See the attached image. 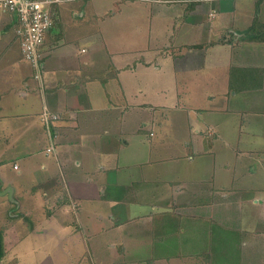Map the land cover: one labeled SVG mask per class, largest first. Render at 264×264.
I'll list each match as a JSON object with an SVG mask.
<instances>
[{"label":"rangeland","instance_id":"obj_1","mask_svg":"<svg viewBox=\"0 0 264 264\" xmlns=\"http://www.w3.org/2000/svg\"><path fill=\"white\" fill-rule=\"evenodd\" d=\"M156 2L70 3L75 9L66 7L55 27L60 37L51 38L42 86L17 42V64L0 67V175L17 187L19 212L35 209L27 220L12 217L13 199L0 195V264H243L244 250L249 264H264V0H205L195 13L187 2ZM83 8L85 16L76 18ZM82 71L92 81V107L106 99L104 145L90 138L78 148L85 154L46 155L44 125L27 129L20 114L52 102L48 74L66 79ZM87 83L79 82L80 90ZM24 90L40 94L36 108ZM7 127L16 130L15 147L7 145ZM68 167L81 178L68 181ZM125 188L134 192L125 199L127 214L117 195ZM54 192L97 205L104 216L94 229L101 231L83 226L93 220L88 210L73 211L75 222L64 206L50 207ZM197 196L204 205L191 212L203 217L177 211ZM43 204L66 224L47 221ZM151 221L157 226L149 230ZM43 228L53 233L34 234Z\"/></svg>","mask_w":264,"mask_h":264},{"label":"crops","instance_id":"obj_2","mask_svg":"<svg viewBox=\"0 0 264 264\" xmlns=\"http://www.w3.org/2000/svg\"><path fill=\"white\" fill-rule=\"evenodd\" d=\"M77 1H79V0H65L62 3L53 5L51 8L52 16H53V25L50 28L49 32L46 33L45 41L41 47L43 71L45 70V68H48L50 66V65H47V62H46L50 56H46V54H47V51L49 50V48L51 47V45H50L51 40L55 36L57 38L60 37V33L56 32L55 27H56L57 23H59L60 20L63 19V16L66 13L65 8L71 7L73 9H75V6H73V5ZM146 1L154 2L157 0H146ZM164 1H168V2H164ZM164 1H162V3L156 2V4H170L169 3L170 0H164ZM202 1H205V0H174V2H171V3H186V2L190 3L191 4V9H190L191 12L195 13L196 11L201 12L202 10H204V8L200 6L201 5L200 3ZM111 2L113 3V0H111ZM70 3H74V4L70 5ZM120 10H121V8L119 7L117 12H119ZM214 12L215 11H213V10H211V11L209 10V16L211 15L212 18H215ZM85 14H86V10H85V8H83L82 13H76L75 16H76V18H81V17H84ZM17 25H18L17 17L14 14L0 9V67L1 68H6L10 64H12L11 63L12 61H14L17 64L18 59H15V57L12 58L13 57V50L15 51V47H16L15 43L16 42L18 44V47L21 49V41H20V38L18 37V35L16 33ZM75 26H77V25L75 24ZM12 30H13V34L11 32ZM206 30H207V26H205V28L202 30V32H205ZM54 46L58 47V45L56 43ZM81 52L84 53V52H86V50L84 48H82ZM21 53H22V51H21ZM77 64H78V69L81 71V69H84L85 66H87L88 62H87V59H84L83 61L79 60L77 62ZM17 68L19 71V77H20L21 83L23 81L24 87H26L28 89L29 84L27 83V80L26 79L22 80L23 72H24V71H22L23 69H19V67H17ZM20 68H22V67L20 66ZM83 71L79 72L76 75V77H73V78H71V76L66 77V79L62 78V77L55 78L52 73H50V74L47 73L48 75L45 78V83H47V85H48L47 89H46L48 92L47 96H48V94L51 95V97H53L52 102L56 105V107H52L53 109L51 110L52 102L50 101V104H51L50 105L49 101L47 99L46 107L48 109L50 108L49 109L50 111L58 113L60 116L59 120L54 123V125L57 129V142H56L57 147H55V150H56V152L59 150L63 156L67 155V153H66L67 151L73 152L74 150L79 154H85V152H82V149L79 150L78 148L83 147V145H85V143H83L84 140L87 144V142L89 141L90 138H99L101 146H103L104 145L102 143L103 136H104L105 132L108 133V128L110 125L109 121L106 118V111L104 108L105 105L103 104V101L106 99L104 97H102L101 105L99 107H92V105H91L92 104L91 102H93V100H92L93 99L92 89H90L89 93H88L89 88L87 86L88 84H91L92 81H91V79H89L86 76L85 73H83ZM2 75H3V72L0 71V81L2 80ZM43 79H44V77H43ZM79 82H84V83L88 82V83L85 85L83 90H80ZM73 84L75 85L77 90L81 91L80 94H78L77 90L72 93L70 88H73L72 87ZM0 90H1V87H0ZM7 91L8 90H6V92ZM37 94H39V93L38 92H32L31 94H29V93H27V91L24 90L22 92V97L27 99L28 105H33L31 107L36 108L35 106H37V105H36L35 99L37 97L36 96ZM38 108H40V107H38ZM42 110L43 109H41L39 112H37L38 109H36V112L31 114L32 111H29L28 108H25L24 113L20 114V117H24V116L26 117L27 124H25V126L27 129H33L36 122L39 125L41 124L43 126V124L41 123V120H40V115H41ZM32 115H33V117L35 115L34 120H31L32 118H30V116H32ZM7 131H8L7 134H9V137L7 139V141H8L7 145L11 146V147L17 146V145H12V143L14 142L13 141L14 138H16L15 134H13L12 132H15L16 130H10V128L7 127ZM12 137H13V139H12ZM48 144H49V142L46 143V147H45L44 152H46V148L48 147ZM58 145H62V147H65V149H63L62 147H60L61 150L57 149L59 147ZM62 149L64 151H62ZM45 154L46 155H54L53 153L48 154L47 152ZM80 163H81V160L79 159L77 165ZM40 167H42L44 170H47V165H45L44 163H41ZM14 169L20 170V166L16 163V161H14ZM68 169H70V168L68 167ZM101 169L103 170L104 166L101 165ZM47 174H48L47 176L51 180L53 174L49 170L47 171ZM65 174L67 175L68 181L78 180L79 178H81L80 175H82V174H77L76 172H74L71 169L68 170L67 172H65ZM0 176H1L0 178L3 180L2 175H0ZM100 183L102 184L103 182H100ZM7 184H10V186L14 185L12 181L6 182L5 180H3L2 189L5 186H9ZM13 187H14V198L19 202V205L14 207V208H12V206H10L11 207L10 210L13 213L12 217L23 218V219L27 220L25 217H29L30 215H33L35 209L34 208L28 209L26 214L25 213L22 214L21 212H19V210H20L19 208H21L23 202H22V200H20V198L17 195V191H18L17 187H15V185ZM22 190H24V189H22ZM52 190L54 191V187H53V189H49L50 193ZM56 190L58 191L57 188H56ZM104 190L105 189L102 188V194H104V192H105ZM56 192H54L52 194L53 198L50 199V202L52 203V205H50V207L56 205L57 206L56 211L57 210L61 211V209H62L61 207L64 206L63 207L64 211L68 212L70 210L69 211L70 214L72 211V214L74 216L73 220L75 222L78 221V219H76V217H78V215H74L73 211H77L79 209L88 210L91 214L89 216L93 217V220H92V223H90V224L88 221H85L83 226L86 228L87 232L89 231L90 233H91V231H93V232H100L101 231L98 229L97 230L94 229V227H97L98 224L100 223V219H103L104 214L103 213L99 214L100 212H103V210H101L97 205H92L91 207L90 206L88 207L84 204H79L76 199L72 198L73 194L72 195L65 194L62 197L57 198ZM124 193H125V190L122 194L121 189H120V193L118 192L117 195L122 196V195H124ZM43 194L46 196V198L50 197L46 191H43L40 195H43ZM130 195H133V193H130ZM120 203H122V206L124 207L123 208L124 214H127L128 209H129L128 203H125V200H122ZM74 205H75V207H74ZM103 205H104V203H102V206ZM125 205L127 207L126 213H125ZM202 205H204V204H199V205L189 206V207H186V206L178 207L177 211L181 212L182 214H187V215L197 216V217H203V216H201L202 213L191 212L192 208L193 209L194 208H200V207H202ZM43 208H44V210L42 209V212L47 213L45 215L47 221H52V222L56 221V223L59 224L60 226H64L66 224V223L64 224L59 219H57V216L55 214L56 212L54 213L52 210L47 209L46 204H43ZM189 212L193 213L194 215L190 214ZM53 218L55 220H52ZM31 222L33 223V224L32 223L31 224L33 226H35L34 221L31 220ZM131 226H134V228H137V230H139V228L137 227V226H139L138 224L132 223ZM154 226L156 227L157 223L156 222L153 223L151 221L150 226H149V230H152V228H154ZM134 228L131 230L132 233H136L134 231ZM51 232L53 233V231L50 228H43L41 230V232L35 231L34 234H38V233L45 234V233H51ZM142 235H144V234H142ZM146 236H148V235H146ZM190 239L194 241L195 237H190ZM181 243H182V247H183L184 245H186L188 243V240L187 241L184 240ZM193 248L196 251L195 247H193ZM189 253H187V254H189ZM124 254H126V253H124ZM241 257L243 258V264H245V263L249 264V262L247 261L248 256H247V253L245 250L242 251Z\"/></svg>","mask_w":264,"mask_h":264},{"label":"built area","instance_id":"obj_3","mask_svg":"<svg viewBox=\"0 0 264 264\" xmlns=\"http://www.w3.org/2000/svg\"><path fill=\"white\" fill-rule=\"evenodd\" d=\"M65 0H0V9L17 17L16 33L21 41L24 58L32 65L34 78L42 86L43 62L40 49L45 41L46 33L53 25L51 8ZM164 1V0H157ZM60 118L59 114L43 108L40 119L47 129L49 144L46 152L55 151L57 135L52 132V125ZM16 167V166H15Z\"/></svg>","mask_w":264,"mask_h":264},{"label":"trees","instance_id":"obj_4","mask_svg":"<svg viewBox=\"0 0 264 264\" xmlns=\"http://www.w3.org/2000/svg\"><path fill=\"white\" fill-rule=\"evenodd\" d=\"M40 53L42 54V50L40 49ZM241 74V73H240ZM238 83H242V82H238ZM239 84V85H240ZM233 87V86H232ZM44 129H45V132H46V134H47V129L44 127ZM52 132L54 133V134H56L57 135V129H56V127H55V125L53 124L52 125ZM122 190V189H121ZM125 190V194L124 195H122L120 198L122 199V200H127L129 197H131L132 195H130L129 194V190L127 189V188H125L124 189ZM133 194H134V192H133ZM207 199L208 200H210V197H209V195L207 194ZM186 201H183V204L181 203V205L179 206V207H183V206H186V207H189V206H195V205H199V204H204V201H205V198L202 196V198L200 199V197L199 196H197L196 198H193V199H185ZM2 243H3V240H2V233L0 232V259H1V257H3V255H4V252H3V246H2ZM130 262H125V261H122L121 262V264H123V262H125V263H131V262H133L134 260H129Z\"/></svg>","mask_w":264,"mask_h":264},{"label":"water","instance_id":"obj_5","mask_svg":"<svg viewBox=\"0 0 264 264\" xmlns=\"http://www.w3.org/2000/svg\"><path fill=\"white\" fill-rule=\"evenodd\" d=\"M3 186V180L0 178V195H6L8 194L10 198H12V202H15L16 199L14 198V187L13 186H6L2 189Z\"/></svg>","mask_w":264,"mask_h":264},{"label":"flooded vegetation","instance_id":"obj_6","mask_svg":"<svg viewBox=\"0 0 264 264\" xmlns=\"http://www.w3.org/2000/svg\"><path fill=\"white\" fill-rule=\"evenodd\" d=\"M3 188H5V187H3ZM13 203H14L16 206L19 205V202H18L17 200H16L15 202H13ZM15 205H14V206H15ZM16 206H15V207H16Z\"/></svg>","mask_w":264,"mask_h":264}]
</instances>
